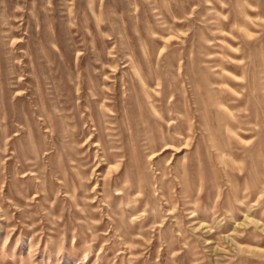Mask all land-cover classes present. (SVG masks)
Returning <instances> with one entry per match:
<instances>
[{
    "label": "rangeland",
    "instance_id": "obj_1",
    "mask_svg": "<svg viewBox=\"0 0 264 264\" xmlns=\"http://www.w3.org/2000/svg\"><path fill=\"white\" fill-rule=\"evenodd\" d=\"M0 264H264V0H0Z\"/></svg>",
    "mask_w": 264,
    "mask_h": 264
}]
</instances>
